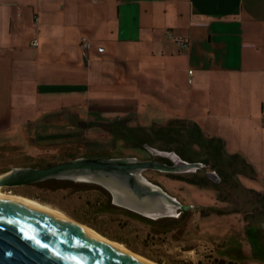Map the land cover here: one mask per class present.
I'll return each instance as SVG.
<instances>
[{
	"label": "crops",
	"instance_id": "1",
	"mask_svg": "<svg viewBox=\"0 0 264 264\" xmlns=\"http://www.w3.org/2000/svg\"><path fill=\"white\" fill-rule=\"evenodd\" d=\"M79 108L176 113L133 128L211 150L220 178L264 207V188L237 176L264 185V0H0V139ZM226 129L243 145L225 151Z\"/></svg>",
	"mask_w": 264,
	"mask_h": 264
},
{
	"label": "rangeland",
	"instance_id": "2",
	"mask_svg": "<svg viewBox=\"0 0 264 264\" xmlns=\"http://www.w3.org/2000/svg\"><path fill=\"white\" fill-rule=\"evenodd\" d=\"M179 113L184 114V111ZM117 114L115 111L89 114L79 108L77 113L63 114L61 119L58 117L49 124L30 127L22 124L12 131L9 129L13 134L0 139L3 151L0 164L3 169H12L20 166L43 168L91 157L145 161L141 158L147 157L152 149L164 152L161 155L164 157L177 155L174 151L158 149L169 145L165 139L156 140L154 136L133 128L142 126L151 131L153 121L163 123L176 113L149 108L121 111L124 116L134 117L123 121L115 120ZM243 133L223 131L224 137L229 139V144L223 149L230 151L241 137L243 145ZM142 137L149 143L153 142L154 147H140L136 140ZM190 151L195 159L206 156L201 147ZM197 163L207 172L203 174L201 168L196 174V170L179 172L183 177H204L203 181L196 178L197 185L170 180L152 169L141 171L150 183L180 204L190 206L185 212L178 209L174 215L159 217L155 221L113 204L106 189L88 181L56 178L58 181L54 183L5 187L0 191L35 199L157 264H264L263 247L256 243L252 248L246 236V222L251 220L246 213L252 210L251 204L258 203L255 200L258 193L239 190V187L236 191L233 185L221 180L218 170H214L212 165ZM237 176L243 188H264L261 178L253 179L244 174ZM258 226L264 230L263 225Z\"/></svg>",
	"mask_w": 264,
	"mask_h": 264
},
{
	"label": "water",
	"instance_id": "3",
	"mask_svg": "<svg viewBox=\"0 0 264 264\" xmlns=\"http://www.w3.org/2000/svg\"><path fill=\"white\" fill-rule=\"evenodd\" d=\"M201 167L200 163L180 159L166 165L134 158H77L40 169L12 168L0 175V186L23 185L53 178L88 181L106 189L113 204L157 219L172 216L176 210H186L190 206L180 204L150 183L141 171L152 169L179 173ZM0 264L154 263L101 241L68 217L36 208L24 199L0 198Z\"/></svg>",
	"mask_w": 264,
	"mask_h": 264
},
{
	"label": "flooded vegetation",
	"instance_id": "4",
	"mask_svg": "<svg viewBox=\"0 0 264 264\" xmlns=\"http://www.w3.org/2000/svg\"><path fill=\"white\" fill-rule=\"evenodd\" d=\"M177 130L180 131V128H177ZM179 136L174 135L173 137L168 136V138H163V139L166 140L167 143H169V145L168 146H164L163 148H158L159 150L174 151L173 153H176L177 155L171 154V156H165L164 157V156H161V154L158 153V152L162 153V151H156V149L155 150L152 149L147 157H143L141 159L142 160H154V161H157L158 163H162V164H166V165L174 164V160L175 159L186 160V161H190V162H202V163H204L205 165H208V166L213 165V157L216 154L212 153V151L209 150L210 153L208 154V156H210V157H207V155H206L203 158H199L200 160L199 159H195L192 156V152L190 151L191 149L187 147L186 141H183ZM136 142H137V144L140 145V147H142V145H149V146L154 147L153 142L149 143L148 141H146L145 138H143V139L140 138V139L136 140ZM142 149L144 151H146L145 148H142ZM229 163H230L229 160L225 161V165L229 166ZM18 168H36V169H40L42 167H24V166H20ZM10 170H11L10 168L7 169L5 172H3V174L8 172V171H10ZM198 170L199 169H197L194 174H196L198 172ZM154 171L163 173V175H165L170 180H178V181H182V182H186V183L189 182V183H192L194 185H197V182H198V181L195 182L196 178L199 181H203L204 180V177L203 178H198V177H196V178L195 177H189L188 178V177H183L184 175H181V173L162 172V171H158V170H154ZM200 171L203 172V174H204V172H207L205 167H204V169L201 168ZM49 180H57V179H55V178L46 179V180H42V181H38V182H33V183L23 184V185H15V186H0V190L5 188V187H18V186L35 185V184L36 185H41V184H44L46 181H49ZM221 180H223L224 182H228V184L230 185L229 181H226L227 179L225 177L221 176ZM235 204H237V203H235ZM201 209H203V208H201ZM251 209H252L251 211L249 210L246 213V214L249 215V217L251 219L250 221L246 220L247 221L246 222V224H247L246 236H247V239L249 241V245L252 248H254V246H256V243H257V245L260 244L261 248L263 247L261 249V251H262L261 254H262V256H264V230H262V228H260L258 226V224H260L261 226L262 225L264 226V220H263L264 217H263V219L261 217V216H264V207L261 206V202L258 201V203L255 202V204H251ZM182 211L185 212L186 210L182 209ZM182 211H180V212L182 213ZM138 215H140V214H138ZM140 216L145 217L143 215H140ZM158 219H160V218L150 219V220L155 221V220H158ZM246 219H248V216L246 217ZM260 231H263V232L260 233Z\"/></svg>",
	"mask_w": 264,
	"mask_h": 264
},
{
	"label": "bare ground",
	"instance_id": "5",
	"mask_svg": "<svg viewBox=\"0 0 264 264\" xmlns=\"http://www.w3.org/2000/svg\"><path fill=\"white\" fill-rule=\"evenodd\" d=\"M0 198H2V199H24V200L28 201L29 203H31V204H32L34 207H36V208L46 210V211H48V212H50V213H53V214H55V215H58V216L66 217L64 214H62V213L59 212L58 210L52 209V208H50V207H48V206H46V205H44V204L38 202V201L35 200V199H31V198L23 197V196H21V195H16V194H11V193H10V194H9V193H3V192H1V191H0ZM168 211H169L170 213H172V211L169 210V208H168ZM67 217H68V216H67ZM76 222H77V221H76ZM77 223H78L83 229H85L86 231H88V232L91 233L94 237L100 239L101 241H104V242H106V243H108V244H110V245H112V246H114V247H116V248H118V249L124 251V252H127V253L130 254V255H133V256L137 257V258H140V259L142 258V259H144V260H147L146 258L140 256L139 254H137V253H135V252H132L131 250L127 249V248H126L123 244H121L120 242L111 241V240L105 238L104 236H102L101 234H99L98 232H96L95 230H93L92 228H90V227H88V226H85V225H83V224H81V223H79V222H77ZM148 261H149V262H152V263H154V264L156 263V262H153V261H151V260H148Z\"/></svg>",
	"mask_w": 264,
	"mask_h": 264
},
{
	"label": "built area",
	"instance_id": "6",
	"mask_svg": "<svg viewBox=\"0 0 264 264\" xmlns=\"http://www.w3.org/2000/svg\"><path fill=\"white\" fill-rule=\"evenodd\" d=\"M169 37L171 38L172 36L169 35ZM173 40L178 43V45L181 47V48H186L187 46V42L184 38L180 37V36H176V37H172ZM80 46H81V49L83 51V55L84 57L88 56V52L92 49L93 47V44H92V41L86 37H82L80 39ZM96 50L98 52H103L104 48L103 47H97ZM189 73H191V70L189 71ZM189 82H191V79H189Z\"/></svg>",
	"mask_w": 264,
	"mask_h": 264
},
{
	"label": "trees",
	"instance_id": "7",
	"mask_svg": "<svg viewBox=\"0 0 264 264\" xmlns=\"http://www.w3.org/2000/svg\"><path fill=\"white\" fill-rule=\"evenodd\" d=\"M58 180H49V181H46L44 184H47V183H54V182H57ZM132 212V211H131ZM136 214V213H135ZM152 221V220H151Z\"/></svg>",
	"mask_w": 264,
	"mask_h": 264
}]
</instances>
